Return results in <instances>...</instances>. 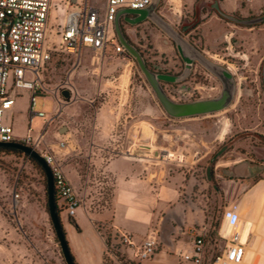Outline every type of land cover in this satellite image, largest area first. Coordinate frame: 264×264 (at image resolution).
I'll return each mask as SVG.
<instances>
[{
  "label": "rangeland",
  "instance_id": "obj_1",
  "mask_svg": "<svg viewBox=\"0 0 264 264\" xmlns=\"http://www.w3.org/2000/svg\"><path fill=\"white\" fill-rule=\"evenodd\" d=\"M105 1L89 0L102 10ZM241 1L249 6L252 0ZM158 3L162 5L163 0H157ZM263 10L264 6H261L253 13H232L230 17L233 19L228 20V25L223 24L220 36L213 39V48L204 43L196 29L192 38L187 40L193 54L177 53L176 45L178 48L184 45L186 32L170 10L159 15L161 22L172 23V36L163 39L170 48L162 53L152 47V23L139 22L136 25L122 17L118 20L124 38L150 73L179 76L174 82L157 81L168 99L175 103L214 100L219 99L226 89L229 96L219 110L172 116L165 110L137 58L128 54L124 66L107 85L110 94L97 95L93 106L101 101L107 110H112V114H119L123 125L119 124L112 133L125 135L129 131V122H134L137 126L130 131L136 135V141L125 142L124 138H117L91 146L86 144L74 165L60 158L81 201L74 216H67L59 207L66 239V227L80 232L82 226L87 232L86 225L93 227L105 243L109 239L115 186L114 176L103 170L115 150L135 165L137 176L152 187L170 180L190 183L205 205L209 229L219 219L214 250L217 253L222 250L226 239L221 237L220 228L225 213L230 210L235 214L236 222H245V180L225 178L221 169L248 159L253 164L262 165L263 170L246 183L260 179V185L264 187V21L251 24L236 21L261 16ZM65 12L64 1L53 0L47 29V41L51 47H56L57 32ZM113 26L117 37L115 23ZM51 55L56 64L60 53L53 51ZM187 58L191 60L188 68ZM228 65L230 69H227ZM49 70L48 65L45 72ZM223 71L228 72L230 78H226ZM48 73L44 76L45 81L56 83L64 79L65 70L60 68ZM25 91L18 89L15 92L18 110L16 116H12V122L23 113L26 125L30 123L31 130L36 133L53 114L55 100L50 93H37L33 111H42L45 115H34L30 112ZM81 97L79 95L76 99ZM146 120L152 125L148 137L143 122ZM61 122H65L63 113L53 120L54 128ZM224 126L226 132L221 136ZM43 141L46 144L45 138ZM47 141L52 142V137ZM57 203L60 204V200ZM56 240L47 210L45 175L25 156L1 153L0 264H66ZM104 256L103 264H136V261L122 257L115 260L106 250Z\"/></svg>",
  "mask_w": 264,
  "mask_h": 264
},
{
  "label": "crops",
  "instance_id": "obj_2",
  "mask_svg": "<svg viewBox=\"0 0 264 264\" xmlns=\"http://www.w3.org/2000/svg\"><path fill=\"white\" fill-rule=\"evenodd\" d=\"M252 1L248 6L241 0H163V4L158 3L152 15L140 24L150 22L154 25L150 32L152 47L159 53L165 52L170 46L163 39L172 36L170 31L172 23L169 25L161 22L159 15L163 16L169 10L172 11L186 32L184 45L181 48L176 45L177 53L180 54L182 51L185 54H193V49L187 43V40L192 38L193 31L198 29L204 43L213 48L215 46L213 39L220 36L222 25H228V20H232L228 16L234 12L242 15L245 12L253 13L255 9L264 6V0ZM53 51L60 53V56H57L56 64L50 58V63L48 61L43 66L41 70L43 82L50 88H54L61 81L47 83L44 76H47L48 72L59 71L60 68L65 70L63 80L69 82L61 90V96L66 99L62 111L65 122L56 124L54 128L55 118L51 119V115L47 119L50 121L44 134L46 144L55 146L58 158L69 160L74 165L77 157H80V150L86 147V144L91 146L117 138H124L125 142L136 141V135L130 131L137 126L134 122H129L127 126L129 131L125 135L112 133L119 124L123 125L119 120V114H112V110H107L101 101L97 106H93L97 95L105 92L110 94L107 85L124 66L128 56L115 53L112 45L104 51L82 47L78 55L60 51L56 47ZM48 65L50 70L46 73ZM26 91L25 93L30 97V92ZM79 95L82 99H76ZM17 110L15 98L12 109L7 113V122L13 127L14 140L20 141L27 133L30 123L26 125L23 113H19L15 122H12V116H16L14 114ZM143 122L146 137H148V130L152 125L147 120ZM41 129L36 133L31 131L32 135L37 136ZM57 132L60 133V138L66 141L65 148L56 146ZM51 137L53 141H47V138L51 139ZM114 151L115 155L108 159L103 170L107 175L114 176L111 231L126 232L136 245H140L147 234L153 230L157 233L158 241L156 251L148 260L135 258L133 248L128 246H121L120 257L136 261V264H185L181 261L179 252L191 246L195 238L193 229L205 226L203 261L204 264H208L221 250L218 253L214 250L217 244V232L212 237L209 236L211 228L208 227L205 205L200 201L196 191L191 188V184L170 180L152 187L147 181L137 176L138 169L135 165L128 162L126 157L119 156V152ZM89 157L91 159V156ZM262 170L263 167L259 169L258 174ZM251 177L243 178L245 180V223L249 219L252 222V227L247 234L244 264H264V187L260 185V179L247 184V180ZM86 226L87 232L83 231L82 226L80 232L66 227L70 252L78 264H103L105 241L98 237L93 227Z\"/></svg>",
  "mask_w": 264,
  "mask_h": 264
},
{
  "label": "built area",
  "instance_id": "obj_3",
  "mask_svg": "<svg viewBox=\"0 0 264 264\" xmlns=\"http://www.w3.org/2000/svg\"><path fill=\"white\" fill-rule=\"evenodd\" d=\"M65 16L57 32L56 49L78 55L82 47L104 51L109 45L117 54L127 55L124 46L114 33V21L122 8L142 9L153 0H106L104 10L92 5L88 0H63ZM251 1V0H245ZM53 0H0V141H13L12 125L7 122V113L12 109L15 92L25 89L30 92L31 114L43 117L42 111L34 112L37 93H50L55 97L56 106L51 119L58 117L66 104L61 90L69 82L63 80L54 88L47 86L41 76L43 66L51 58L55 49L48 44L47 29ZM264 12V10H263ZM227 69H230L229 65ZM72 91V90H71ZM31 120V118H30ZM50 120L44 122L37 136L31 127L20 142L36 150L49 166L53 177L54 192L67 216H74L81 205L71 180L66 175L54 145L45 144L44 134ZM56 146L65 148L67 143L56 133ZM17 197V194H15ZM195 238L188 249L181 250L179 256L185 264H204L205 226L194 228ZM221 237L226 239L222 250L208 264H244L245 242L235 233V228ZM157 233L150 231L140 245H136L129 234L119 230L111 231L105 243L108 255L119 260L121 246L133 248V256L139 260L152 258L157 249Z\"/></svg>",
  "mask_w": 264,
  "mask_h": 264
},
{
  "label": "water",
  "instance_id": "obj_4",
  "mask_svg": "<svg viewBox=\"0 0 264 264\" xmlns=\"http://www.w3.org/2000/svg\"><path fill=\"white\" fill-rule=\"evenodd\" d=\"M157 4V0H153L152 4H150L146 8L142 9H131V8H122L119 10L118 14L115 18V32L117 34L118 41L124 46L126 52L128 54L133 55L137 58L141 69L149 78L151 85L153 86L154 90L156 91L158 97L160 98L165 110L172 116H188L197 113H206L219 110L223 107L224 103L227 101V97L229 96V91L226 89L224 90L222 96L219 99L214 100H206V101H195V102H183V103H175L172 100L168 99L165 95H163L157 81H166V82H174L176 81L179 76L172 75L168 73H150L144 63L139 59L138 53L136 50L130 45V43L124 38L120 27L118 25V20L122 17L124 20L130 19L128 21L131 24L139 23L147 18H149L154 8ZM237 22L244 23V24H251L256 22L264 21V14L255 18L251 19H244V20H236ZM190 59H185L187 63V68L189 67ZM223 75L226 78H230L228 72L223 71ZM65 94V93H63ZM67 95V93H66ZM0 146L12 147L17 148L28 156L34 158L44 170V175L46 179V196H47V210L48 215L55 232L56 239L59 243L60 250L64 261L66 264H75L70 252V248L65 237V233L63 231V227L61 225V220L59 214L56 209V202H55V192H54V183L52 173L50 171L49 166L46 164L42 156L30 146L20 142L18 140L13 141H0ZM262 165H252L249 160L243 159L239 162L233 163L228 165L225 168L221 169V174L228 178H247L251 176H255L258 174L259 169H261Z\"/></svg>",
  "mask_w": 264,
  "mask_h": 264
},
{
  "label": "bare ground",
  "instance_id": "obj_5",
  "mask_svg": "<svg viewBox=\"0 0 264 264\" xmlns=\"http://www.w3.org/2000/svg\"><path fill=\"white\" fill-rule=\"evenodd\" d=\"M225 132L226 126H224V128L222 129L221 136H223ZM251 227L252 222L250 220H248L246 223L243 220L241 222H236L235 214L228 210L224 215L220 231L222 235L226 236L235 228V233H237L240 236V239L245 242L248 231Z\"/></svg>",
  "mask_w": 264,
  "mask_h": 264
},
{
  "label": "trees",
  "instance_id": "obj_6",
  "mask_svg": "<svg viewBox=\"0 0 264 264\" xmlns=\"http://www.w3.org/2000/svg\"><path fill=\"white\" fill-rule=\"evenodd\" d=\"M230 16H228V18H229ZM231 19H233V18H231ZM1 153H4V154H14V155H17V156H19V155H22V156H25L32 164H33V166L42 174V175H44V170L42 169V167H41V165L34 159V158H32V157H30V156H28L26 153H24L23 151H21V150H19V149H17V148H12V147H6V146H0V154ZM213 175H211V177H212ZM223 176V175H222ZM223 177H225V178H228V177H226V176H223ZM231 179H237V178H231ZM241 180H244L243 178L241 179ZM55 202H56V209H57V212H58V214H60V208L58 207V205H57V202H58V198H57V196H56V193H55ZM60 217V216H59ZM61 225H62V222H61ZM218 225H219V219L218 220H216V223L213 225V226H211V229H210V231H209V236H213V234L216 232V228L218 227ZM63 231H64V228H63ZM57 241V240H56ZM58 242V241H57ZM71 255H72V258H73V261H74V263L75 264H77V262H76V260H75V258H74V256H73V254L71 253ZM104 259H105V256H104ZM103 259V260H104Z\"/></svg>",
  "mask_w": 264,
  "mask_h": 264
},
{
  "label": "flooded vegetation",
  "instance_id": "obj_7",
  "mask_svg": "<svg viewBox=\"0 0 264 264\" xmlns=\"http://www.w3.org/2000/svg\"><path fill=\"white\" fill-rule=\"evenodd\" d=\"M257 176V175H256ZM256 176H254V177H256ZM254 177H251V178H254Z\"/></svg>",
  "mask_w": 264,
  "mask_h": 264
}]
</instances>
